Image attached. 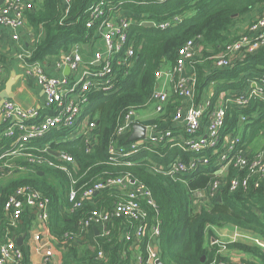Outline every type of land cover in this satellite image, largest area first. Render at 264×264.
I'll return each instance as SVG.
<instances>
[{"label":"trees","instance_id":"16d2710c","mask_svg":"<svg viewBox=\"0 0 264 264\" xmlns=\"http://www.w3.org/2000/svg\"><path fill=\"white\" fill-rule=\"evenodd\" d=\"M99 0H71L70 9L60 0H39L28 15V25L34 31L31 61H44L47 57L57 56L75 44H83L93 34L85 27L88 7ZM120 6L134 21L140 19L163 22L180 16L182 21L167 30L147 29L133 23L128 30L130 42L134 45L133 66L128 76L119 80V91L112 95L94 94L90 97L88 111L96 123L94 145L87 153L88 145L83 140L67 144H52V150L65 152L74 158L78 172L71 176L50 167L26 173L8 182L0 195V243L11 239L20 230L11 227L4 216V203L17 188L29 187L48 200L47 220L42 224L43 234L50 237L56 249L61 252L60 264H129L132 252L130 242L124 241L122 230L139 223L128 218H116L109 225L108 236L98 234L95 247L89 248L82 239L81 222L88 218L94 209H111L114 202L121 198L116 192H100L93 202H84L80 209L74 210V202L69 201L70 190L79 194L95 183L129 175L133 180L145 185L154 206L139 201L140 208L146 213L145 235L139 243V251L146 255L148 244L156 248L161 264H211L217 256V247L210 245L214 237L212 228L231 225L251 233L264 242V186L260 190L250 189L234 193L228 186L232 170L221 180L223 187L219 192L220 202L212 200L207 206L193 199V194L207 190L217 179L211 175L210 166L200 167L176 181L164 174L154 172L149 164L166 165L175 158L188 161L190 154L178 148L162 145L140 146L135 154L129 156L109 155L110 144L116 138L121 118L129 111L137 113L147 109L156 92V73L168 63L175 65L179 50L189 40L197 39L198 56L192 65L196 85L195 91L201 96L212 86V104L221 94H239L248 82L264 74V48L234 62L225 70L212 69L209 58L216 56L239 34L232 30L240 23L252 19L264 11V0H169L162 4L151 1L139 4L130 0H107L109 7ZM43 34L39 38V31ZM226 119L222 135L235 134L242 128L241 142L243 151L253 138L264 137V104L254 102L247 108L235 107L230 96H223ZM177 104V103H176ZM177 105H168L158 123H165L174 113ZM244 118V121L241 119ZM7 125H0V144L3 149L12 146V140L2 137ZM128 137L120 139V145L128 147ZM211 155V152H204ZM50 157L49 155H46ZM45 156V157H46ZM50 159H52L50 157ZM53 160H57L53 157ZM212 160V159H211ZM130 163V164H128ZM22 168H29L24 158L15 160ZM31 169V168H29ZM0 170H2L0 168ZM42 172L43 175H38ZM24 229L31 227L33 216H23ZM25 220H29L25 223ZM159 226V235L151 239L150 228ZM19 232V231H18ZM209 244V245H208ZM250 253L264 264V250L254 247L230 244ZM20 264H31L24 247ZM102 252L104 260L96 255ZM220 260L223 259L220 257Z\"/></svg>","mask_w":264,"mask_h":264},{"label":"built area","instance_id":"2783aa9c","mask_svg":"<svg viewBox=\"0 0 264 264\" xmlns=\"http://www.w3.org/2000/svg\"><path fill=\"white\" fill-rule=\"evenodd\" d=\"M60 1L67 14L71 0ZM130 1L139 4H146L148 1L162 4L169 0ZM118 3L109 7L107 0H99L88 7L85 27L87 30H93V34L85 43L72 45L68 50L61 51L57 56L47 57L44 61L32 62L31 52L21 57L24 76L36 82L44 97L40 104L29 109H23L11 101L3 102L0 108V125L7 126L1 135L7 140H12V146L3 149L0 144L2 170L32 173L34 170L50 167L68 176L76 174L78 165L74 158L65 152L52 150L51 145L67 144L81 139L88 145L87 153L91 151L96 137V123L88 111L90 97L94 94H115L120 89L119 80L126 78L130 73L135 54L134 45L128 37L130 25L152 22L154 28L167 30L182 21L180 16L157 23L143 18L134 21L120 7L123 4ZM34 4L35 0H3L0 5V27L9 28L14 32L24 28L28 30L34 43V31L28 25L27 19ZM42 34L41 30L38 37ZM13 38L20 39L18 33L13 35ZM85 45L87 50H84ZM263 48L264 11L256 15L245 31L225 45L219 54L209 58L212 62L211 68L225 70L234 62ZM197 52V39L187 41L179 50L171 70L164 72L165 70L161 69L156 73V92L149 106L159 118L165 113L170 96L164 90L157 89L163 78L172 79V95L187 102L176 107L171 118L165 123H158L159 119H156L150 125H143L146 128L145 138L126 147L120 145V139L128 137L132 126L139 123L138 113L129 110L121 118L116 138L109 147V155L129 156L135 154L140 146L170 145L184 154H190L189 160L175 158L166 165L149 164L150 169L154 172H164L174 180L185 183L182 177L191 171L204 166L212 167L211 176L217 180L207 190L199 191L206 195L208 202L217 201L223 187L220 179L226 178L230 170L232 176L228 186L229 192L242 190L246 193L250 189L260 190L264 186V148L255 154L243 151L242 128L235 134L222 135L226 119L223 97L222 102L217 100L212 104L213 89H209L206 94L207 90L204 91L201 96L195 91L196 78L192 65L198 56ZM66 68L69 69L67 75L64 74ZM3 75L4 68L0 64V88ZM225 95L230 96L238 108H247L254 102L264 104V75L248 82L239 94L227 92L223 96ZM241 121H244V118ZM204 152H211V155ZM9 158H12V167L8 164ZM18 158H24L31 169L16 165L15 160ZM104 191L116 192L121 198L114 202L111 209L92 210L88 218L80 224L82 236L87 235L93 228L100 229L102 236H108L109 225L114 219H131L139 225L133 227L132 234L127 228H124L121 234L124 241L131 243L130 249L137 252L131 257L129 264H158V254L153 245H147L145 257L139 251V243L147 229L143 223L146 213L140 208L139 201H144L147 206H154L149 189L129 175H124L97 182L81 192L79 197L72 189L69 201L74 202L73 209L77 210L84 202L94 204L95 196ZM47 205L48 200L39 192L29 187H20L8 196L3 211L5 219L14 229L19 226L26 212L36 211L40 225V236L37 237L39 240L44 231L42 224L47 220ZM235 229L245 238H248L247 234H251ZM158 235L159 226L155 223L150 228L149 237L154 239ZM253 241L256 246L264 249L260 238L255 236ZM212 242L214 241L211 240V244ZM215 245L219 247V258H215L211 264H253L244 261L224 262L220 260V252L225 246ZM38 250L43 253V264H51L54 257L51 245L42 241ZM23 257L24 253L21 247L16 245L15 238L0 243V264H20ZM96 258L104 260L103 253L98 252Z\"/></svg>","mask_w":264,"mask_h":264},{"label":"crops","instance_id":"0c3cea01","mask_svg":"<svg viewBox=\"0 0 264 264\" xmlns=\"http://www.w3.org/2000/svg\"><path fill=\"white\" fill-rule=\"evenodd\" d=\"M16 33H18V36L20 38L19 40H15L13 38V35H15ZM32 48H33V41L29 37L28 30L23 28L18 32H14L9 28L0 27V64H2L4 68V75H3L2 85L0 88V102L11 101L16 103L18 106H20L23 109H29L37 106L43 100L44 94L41 88L36 84V82L33 79L26 78L23 74L21 57L26 53H30ZM162 70H165L164 72H167L171 70V66L168 63H166L163 66ZM10 79L13 80V84L9 88H6L8 81ZM172 85H173L172 79L163 78L160 81L157 89L159 91L164 90L166 93L169 94L170 96L169 105L171 106L177 105V107L180 105H184L187 101H183L179 99H176V101H174V96L172 95ZM208 89L211 90L212 86ZM223 95L224 94L220 95L219 102H222L221 98L223 97ZM150 110H152L153 112V108L151 106H149L147 109L143 111V115H140V113H138V120L140 124L148 125L151 123L152 118H150L149 116ZM8 164L12 167V158L8 159ZM6 172L8 173L6 174ZM25 173H26L25 171H13L12 173V171L9 172V170H4V169L0 170V195L2 189L7 184L5 182L6 181L4 178L5 176H12V179H15L22 175L24 176ZM36 214L37 212L33 210H30L25 213V216L30 215L34 217L33 221H31V227L27 229V231H25L24 229L25 226L23 225V219H24L23 217L22 221L19 223V226H21L20 230H18L19 232L17 231L13 235V238H15V242H16L17 238L22 237L24 235L26 236L22 247H24L25 252L29 257L31 264H43V253L42 251L38 250V247L40 246L42 241L49 243L53 249L54 257L51 264H60L61 252L56 249L50 237L46 234H42L40 239L37 240V237L40 236V225L37 222ZM28 221L29 220H25V223H27ZM212 229L214 232L219 228H212ZM98 234H101V230L98 228H93L92 231L88 232L87 235L82 236V239L85 240L86 244H89V248H92L95 247L96 236H98ZM225 236H228V234L225 233L224 231L219 232L218 234V237H221L222 239H224ZM211 240L212 238L210 239V241ZM129 250L132 252L133 254L132 258H133V256L137 252L130 249V247ZM245 254L246 257L252 255L250 253H245ZM220 257L223 259L224 262L237 261V259H233V258L226 260V258H223V255L222 256L220 255ZM55 258L58 259L55 260ZM253 259L255 262H258V259L256 257L253 256Z\"/></svg>","mask_w":264,"mask_h":264},{"label":"rangeland","instance_id":"374dc122","mask_svg":"<svg viewBox=\"0 0 264 264\" xmlns=\"http://www.w3.org/2000/svg\"><path fill=\"white\" fill-rule=\"evenodd\" d=\"M39 0H35V4L38 2ZM248 26V22H242L240 23L236 28H234L232 30V36L231 38H233V36L235 35L234 32H238L239 34L243 33L245 31V29ZM238 34V35H239ZM198 55V52H197ZM264 75V74H263ZM207 91L205 92V94L209 91V89H206ZM176 99L174 97V101H176ZM140 115H143V111L139 112ZM150 113V118L151 122L158 119L159 116L156 115L154 112H152V110L149 111ZM150 125V124H149ZM253 142L251 144H249L247 146L249 152L251 154H255L258 153L261 149L264 148V137H257V138H253ZM29 174V173H28ZM28 174H24V175H28ZM5 182L8 183L14 179H12V176H5ZM19 178V177H17ZM193 199L195 200V202H197L200 205H204L207 206L208 203V198L206 197V195L204 193H196L195 195H193ZM213 230V229H212ZM225 232L228 234V236H225L224 239H222L221 237H218L219 232ZM248 238H245L242 236V234H239L237 229H235V227L231 226V225H225L217 230L214 231V237H211L212 240L214 242H210V245H214L217 247V249H219V247L215 244H223L225 246V249L223 251L220 252V255H223V258H226V260L228 259H237V261H244V262H248V263H253V264H258V262H255L253 259L252 255H249L246 257V254L244 252H242V250L236 249V248H229L228 246L230 244H240L242 246H249V247H254L255 243L253 241V238L255 237L252 234H247ZM234 261V262H237ZM252 261V262H251Z\"/></svg>","mask_w":264,"mask_h":264},{"label":"water","instance_id":"95a60500","mask_svg":"<svg viewBox=\"0 0 264 264\" xmlns=\"http://www.w3.org/2000/svg\"><path fill=\"white\" fill-rule=\"evenodd\" d=\"M3 0H0V5L2 4ZM141 27L143 28H147V29H152L154 28V24L152 22H143L140 24ZM84 49L87 50V46L85 45L84 46ZM64 74H69V69L66 68L64 70ZM13 84V80L10 79L8 81V84H7V87L6 88H9L11 85ZM4 101H1L0 103L3 104ZM0 104V106H1ZM145 135H146V128L139 124V123H135L133 126H132V132L129 134L128 138H127V142L130 144V143H135L137 141H140V140H143L145 138ZM58 156V155H56ZM38 175L42 176L43 173L42 172H38ZM217 202H220V197L217 198ZM25 235L22 236V237H19L16 239V245L18 247H22L23 246V243H24V240H25ZM263 246H264V242H263ZM58 258H55V260H57ZM158 264H161L160 262H158Z\"/></svg>","mask_w":264,"mask_h":264},{"label":"bare ground","instance_id":"6f19581e","mask_svg":"<svg viewBox=\"0 0 264 264\" xmlns=\"http://www.w3.org/2000/svg\"><path fill=\"white\" fill-rule=\"evenodd\" d=\"M75 142V141H74ZM70 143H73V142H70Z\"/></svg>","mask_w":264,"mask_h":264}]
</instances>
